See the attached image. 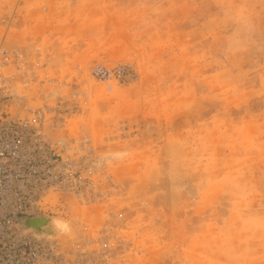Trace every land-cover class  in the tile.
<instances>
[{
  "label": "rangeland",
  "instance_id": "374dc122",
  "mask_svg": "<svg viewBox=\"0 0 264 264\" xmlns=\"http://www.w3.org/2000/svg\"><path fill=\"white\" fill-rule=\"evenodd\" d=\"M0 36L22 53L5 110L88 135L86 169L116 187L51 209L72 222L64 247L88 239L86 264H264V0H0ZM97 61L138 78L108 91Z\"/></svg>",
  "mask_w": 264,
  "mask_h": 264
},
{
  "label": "built area",
  "instance_id": "2783aa9c",
  "mask_svg": "<svg viewBox=\"0 0 264 264\" xmlns=\"http://www.w3.org/2000/svg\"><path fill=\"white\" fill-rule=\"evenodd\" d=\"M21 57L0 36V264H86L88 239L67 248L56 237L25 231L18 223L21 218L46 217L63 198L90 204L103 199L104 185L116 189L105 171L86 169L95 160L88 135L53 139L49 133L58 122L44 107L5 110L14 94L9 68ZM90 74L108 91L138 78L131 62L97 61Z\"/></svg>",
  "mask_w": 264,
  "mask_h": 264
},
{
  "label": "water",
  "instance_id": "95a60500",
  "mask_svg": "<svg viewBox=\"0 0 264 264\" xmlns=\"http://www.w3.org/2000/svg\"><path fill=\"white\" fill-rule=\"evenodd\" d=\"M50 221L51 219L46 217H31V218H21L19 219L18 223L23 228H30L34 229V233H41L43 236H58L56 233H52L51 227H50ZM51 234V235H49Z\"/></svg>",
  "mask_w": 264,
  "mask_h": 264
},
{
  "label": "clouds",
  "instance_id": "9594fccd",
  "mask_svg": "<svg viewBox=\"0 0 264 264\" xmlns=\"http://www.w3.org/2000/svg\"><path fill=\"white\" fill-rule=\"evenodd\" d=\"M50 227L52 233H56L61 236H71L73 233V225L70 220L61 218V217H53L50 221ZM25 231H35L34 229L26 228ZM37 235H41V233H37ZM51 235V234H49Z\"/></svg>",
  "mask_w": 264,
  "mask_h": 264
},
{
  "label": "bare ground",
  "instance_id": "6f19581e",
  "mask_svg": "<svg viewBox=\"0 0 264 264\" xmlns=\"http://www.w3.org/2000/svg\"><path fill=\"white\" fill-rule=\"evenodd\" d=\"M35 91L37 92V90H35ZM35 91H34V92H35ZM26 93H27V92L22 93V92H21V89H20V93H19V95H20V96H22V95H26ZM99 160H100V159H99ZM105 160H106V157H101V160L99 161V162H100V165L104 164V163H105ZM52 218H53V217H52ZM52 218H51V219H52ZM54 237H57L58 239H61V238L65 237V236L58 235V236H54Z\"/></svg>",
  "mask_w": 264,
  "mask_h": 264
}]
</instances>
